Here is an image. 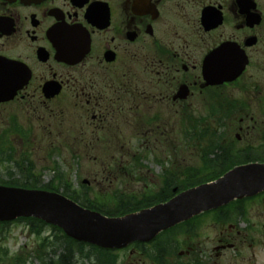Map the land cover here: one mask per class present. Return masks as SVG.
<instances>
[{
  "label": "flooded vegetation",
  "instance_id": "obj_1",
  "mask_svg": "<svg viewBox=\"0 0 264 264\" xmlns=\"http://www.w3.org/2000/svg\"><path fill=\"white\" fill-rule=\"evenodd\" d=\"M220 48L229 55L218 57ZM236 53L247 56L246 76L264 71V0H0V150L35 160L44 149L45 163L51 152L106 151L94 159L113 165L109 174L81 182L94 189L92 182L129 177L125 152L148 149L149 138L168 124L176 129L196 103L239 90L245 74L213 87L204 76L205 66L231 65ZM209 229L223 231L211 240ZM87 251L76 245L0 264H264V193L149 242Z\"/></svg>",
  "mask_w": 264,
  "mask_h": 264
},
{
  "label": "rangeland",
  "instance_id": "obj_2",
  "mask_svg": "<svg viewBox=\"0 0 264 264\" xmlns=\"http://www.w3.org/2000/svg\"><path fill=\"white\" fill-rule=\"evenodd\" d=\"M256 77L251 79V74H255ZM244 84L246 88H249L251 83L255 84H262L264 85V71H251L248 77L244 80ZM228 94L233 93L234 97L243 98L245 96V89L237 90L231 92L228 90ZM250 100V97H248ZM195 111L198 109L201 110V103L195 104ZM253 111L255 112L254 119H238V118H231L227 121L226 126L228 131V136L223 143L230 142L236 134L244 138H248L251 140L250 143H254L258 145L260 140V132L264 131V116L258 113V105H256L255 101L253 102ZM193 108V107H191ZM182 108H180L181 110ZM171 121V120H169ZM200 119L195 120V124L199 123ZM178 122V123H177ZM176 129H171V125H167L166 131L164 134L158 136V140L153 138H149L150 145L148 150L151 152L149 157L147 158L145 165L140 162L142 150H131L130 152H125L126 156H123V159L126 163H128L129 158H132L129 163L131 165H143L144 167L140 168L137 171V167H134L133 171L130 173L131 176L129 177H117V178H110V181L106 182H92L95 185L94 193H87V197L90 200H93L96 204L102 205V200L108 195V193L113 191V193L118 192H126L130 195H134L135 197H142L145 194H154L156 191L162 190L164 185L159 181V177L165 171L164 168L169 167L170 165V153L175 148L173 157L176 159V168L178 167V171L183 170L186 166H191L193 168H197L201 165V150L200 147H196L195 142H191L190 144H186L185 140L182 137V131L180 129L181 125L184 123V119L178 118L174 120V127ZM219 117L210 123L209 126L211 128H217L219 125ZM209 126L206 128L208 129ZM165 127V126H164ZM242 128V131L240 129ZM245 143L239 145L243 147ZM154 151L156 153H154ZM171 151V152H170ZM24 150H16L17 155H12L11 160H5L0 165V180L4 179V182L8 180L7 170L14 174L13 178L17 177L18 170L16 167V163L22 162V154ZM49 151L44 149H35L34 155L36 156L34 160V171L35 173L44 180V183L51 181L55 188L62 189L64 188V182L70 183V188L78 189V184H83L81 181L83 178H91L94 174L104 175L107 176L109 174V169H112L113 165H109L111 159H107V164L109 166H100L97 165L94 156L96 154L101 155L100 160H105L107 158L106 151H93L89 153V156H78L76 151H69L63 150L59 156H52V152L50 156L55 158V160L50 161V157L48 162H43L41 159L47 156ZM170 152V153H169ZM30 153V152H29ZM32 156V152L30 153ZM136 157V161L133 157ZM155 159H161L165 161V165L161 166L159 163L153 161ZM45 163V164H44ZM44 164V165H43ZM15 166V167H14ZM44 167H48L47 169H42ZM42 169V170H41ZM44 170V172H43ZM106 170L108 172H106ZM170 170V167L169 169ZM57 174H62V180L58 182V180L54 177ZM121 179V180H120ZM117 180V181H116ZM140 199V198H139ZM111 205L113 203H110ZM263 205L262 200L261 202H251L250 205ZM113 207V206H111ZM113 210L112 208H109ZM32 228L27 227L25 223H15L10 226L0 227V260L4 258H14L20 254H27L31 256L32 254H36L38 252L35 249L38 246L45 247L46 241L48 237H50L53 233L49 230V228H44L40 233H33ZM223 230L218 229H209V236L210 239L213 240L219 235ZM36 235H40V237H36ZM55 238L59 235L54 234ZM251 238V234L248 235ZM43 239L46 241L43 242ZM52 238L49 239L51 241ZM60 242L56 241L54 244H58ZM47 247V246H46ZM46 249V248H44ZM233 255V252H227V258H230ZM23 264H28L27 262ZM34 264H39L34 261Z\"/></svg>",
  "mask_w": 264,
  "mask_h": 264
},
{
  "label": "water",
  "instance_id": "obj_3",
  "mask_svg": "<svg viewBox=\"0 0 264 264\" xmlns=\"http://www.w3.org/2000/svg\"><path fill=\"white\" fill-rule=\"evenodd\" d=\"M264 192V164L237 167L212 183L179 194L138 214L109 219L56 193L0 185V222L36 218L70 238L102 248L121 249L150 241L160 232L203 212Z\"/></svg>",
  "mask_w": 264,
  "mask_h": 264
},
{
  "label": "trees",
  "instance_id": "obj_4",
  "mask_svg": "<svg viewBox=\"0 0 264 264\" xmlns=\"http://www.w3.org/2000/svg\"><path fill=\"white\" fill-rule=\"evenodd\" d=\"M231 105L232 104L229 102V100H227L226 103H223L220 99H217V101L214 102L212 105L213 113L214 112L220 113L223 111L233 112V108ZM223 116L228 117L229 115H223ZM194 131L195 133L192 135L193 138L198 139L199 141H204V143L207 142L206 143L207 147L204 149V151L205 153H207L205 155V159H206V163L208 167L210 168V172L208 176H205L202 179L194 178L193 180L189 178V179H186V181H183L182 183L178 182V186H180V188L184 187L183 189H187V188L194 187V186H197L205 182L213 181L219 178L220 176L224 175L225 173H227L228 171H230L231 169H233L235 166L239 164H245V163H251V162H264V148L261 150L255 151L254 149L248 147L247 150L239 151V149H235L234 146L226 147V146L221 145L220 138L217 137L216 135H213L210 138L209 137L206 138L205 135L201 133V131H199L200 134L197 133V130L194 129ZM0 183L6 184V185H13V186L18 185V182L14 180H8V182H4V180H0ZM30 186L34 187L35 184L32 183V185L30 184ZM65 195L68 198L76 201L77 203L80 202V204L85 206L86 208L97 210V211L99 210L98 206L95 204H91L84 200L80 201L79 198H76L69 194H65ZM170 196L160 198V200H158L157 202H165L166 200L170 198ZM119 201H120V206H121L120 212L116 214H111V213H107L101 210L99 211L107 216L117 217V216L126 215L128 213L140 210L144 207L152 206V204H145L143 207H141V204H138V202L125 201V199H123L122 197H120ZM238 203L241 204L242 201H239ZM231 205H234V204H231ZM23 221L34 222L36 223L37 227H40L39 229L46 226V224H44L43 222H40L34 219H25ZM51 228L53 230L59 231V233L57 234H62V231H60L59 229L55 227H51ZM63 237L65 240L70 242V239L67 236L63 235ZM56 239L58 240L59 237L57 236ZM82 253L84 252L82 251Z\"/></svg>",
  "mask_w": 264,
  "mask_h": 264
}]
</instances>
